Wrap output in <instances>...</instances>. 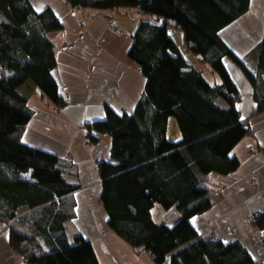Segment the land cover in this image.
Returning a JSON list of instances; mask_svg holds the SVG:
<instances>
[{"label":"trees","instance_id":"obj_1","mask_svg":"<svg viewBox=\"0 0 264 264\" xmlns=\"http://www.w3.org/2000/svg\"><path fill=\"white\" fill-rule=\"evenodd\" d=\"M73 9L135 11L140 19L129 57L146 77L145 93L133 114L111 108L88 125V138L111 137V161H102L101 202L109 227L156 264H255L237 243L203 238L192 219L212 208L211 174L235 172L236 145L252 134L237 108L241 93L224 64L232 59L255 89L258 113L264 112V39L248 59H239L220 32L246 14L251 0H65ZM110 23L114 25V20ZM63 29L54 12H37L29 0H0V223L11 247L29 264H100L92 243L77 236L71 243L67 223L77 218L78 183L72 164L23 142L33 117L19 89L32 81L59 107L66 106L52 72L57 66L53 32ZM171 32L182 34L183 48L208 66L220 81L211 84L183 57ZM228 108H221L217 99ZM174 118L182 139L168 137ZM97 134V135H96ZM156 205L176 208L174 226L157 223ZM26 208V212L22 209ZM264 226V215L253 218Z\"/></svg>","mask_w":264,"mask_h":264},{"label":"crops","instance_id":"obj_2","mask_svg":"<svg viewBox=\"0 0 264 264\" xmlns=\"http://www.w3.org/2000/svg\"><path fill=\"white\" fill-rule=\"evenodd\" d=\"M29 1L37 12L52 10L63 25L61 31L51 33L50 37L57 57L52 75L66 106H57L32 81L26 82L19 93L33 112L23 142L67 160L75 169V174H67L70 182L80 185L75 195L77 218L67 223L69 241L74 243L80 235L89 240L100 264H156L146 250L133 248L109 227L101 202L99 164L111 161V137L100 134L99 142L92 143L87 128L105 119L108 108L119 114H133L145 93L146 77L129 57L142 17L127 9H73L65 0ZM220 37L239 59H247L250 68H255V60L248 56L264 39V0H251L248 12L223 29ZM180 50L185 60L202 74V66L209 69L192 57L201 64L198 67L188 60L190 54L184 48ZM224 64L241 93L237 108L242 119L250 123L252 134L244 137L231 153L240 162L235 172L209 175L212 208L194 217L192 224L201 237L221 240L226 246L239 243L255 264H264V226L253 221L255 215H264V112H257L255 89L243 70L230 58H225ZM210 74L212 77L207 80L211 84L220 81L216 74ZM216 103L228 108L221 98ZM170 126L169 121L168 135ZM152 214L157 223L168 226H174L181 218L176 208L167 211L160 205L154 207ZM170 258L171 255L164 264H170ZM0 264H29L11 247L9 230L2 223Z\"/></svg>","mask_w":264,"mask_h":264},{"label":"rangeland","instance_id":"obj_3","mask_svg":"<svg viewBox=\"0 0 264 264\" xmlns=\"http://www.w3.org/2000/svg\"><path fill=\"white\" fill-rule=\"evenodd\" d=\"M134 14H136V13H134ZM172 37H173V40L176 42V44H179L178 46L180 48H182V50H183V42H182V35H181V33L175 32V33L172 34ZM183 53L185 54L184 51H183ZM187 57H188V60L189 61H193L194 64L196 63L197 66L200 67L201 64L199 65L197 61H195V60L192 59V57L195 59L196 56H194V55L193 56L192 55L190 56L189 55ZM203 68H204L203 75H204V77L206 79L209 80L212 77L211 76L212 74H210L211 71L209 69H206L205 67L202 66V69ZM210 82H211V80H210ZM170 125H171L170 126V133L168 135V137L170 138V140L175 141V142L181 140L182 139L181 132H180L179 127H178V124H177V122H176V120L174 118L170 119Z\"/></svg>","mask_w":264,"mask_h":264},{"label":"built area","instance_id":"obj_4","mask_svg":"<svg viewBox=\"0 0 264 264\" xmlns=\"http://www.w3.org/2000/svg\"><path fill=\"white\" fill-rule=\"evenodd\" d=\"M83 24H86V22L84 21ZM116 32L119 33L120 35H123V32H122L121 30H119V29H116ZM138 71H139L140 73L143 72V69H142L141 66L138 67Z\"/></svg>","mask_w":264,"mask_h":264}]
</instances>
